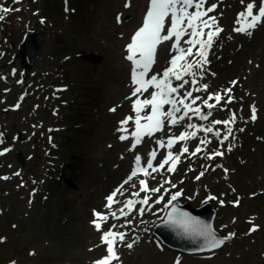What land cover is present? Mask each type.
I'll list each match as a JSON object with an SVG mask.
<instances>
[{
    "label": "rangeland",
    "instance_id": "1",
    "mask_svg": "<svg viewBox=\"0 0 264 264\" xmlns=\"http://www.w3.org/2000/svg\"><path fill=\"white\" fill-rule=\"evenodd\" d=\"M21 3L27 4L24 12L13 10L7 14L0 13L5 17L0 20V139L3 141L0 143V152L9 149L0 155V264H94L103 255H95L88 244L87 248H84L85 251H82L83 244L75 245V234L72 232L75 229L71 228V225L76 222L75 210L78 209L75 207L76 200L68 196V193L75 188L72 184V173L82 164L76 157V151L84 152L87 136L91 133L86 130V122L84 127L80 126L84 120L81 118L84 114L82 110L88 107V102L83 97L84 91L82 90L83 95L79 98L74 97L81 92L78 85L98 67L103 57L87 44L88 35L84 34L80 27H73L63 33L68 37H64L63 42L69 50L64 56L71 58L67 68H72L75 76L70 75L69 82L56 81L51 74L52 70L41 68L37 65L38 60L27 72V77H24L18 56L23 40L27 35L36 33L39 57L45 55L48 35L52 30L51 24L46 23V20L59 23L60 20L55 16L60 11L58 6L65 11L68 0H19L18 3L16 0H5L1 5L20 9ZM81 3L93 5L91 0H82L78 4L82 7ZM211 3L213 2H209L206 7ZM143 5L138 24L145 8V4ZM70 8L78 14V9L72 3ZM216 13L211 16H216ZM20 19L25 20L24 24L18 23ZM39 19L46 24L36 28L32 23ZM52 84L63 89L62 95L65 99H74V103L69 104L66 111L76 117L72 129H68L64 134L63 142H57L55 147L50 146L48 142L52 141V138H48V122L52 121L57 106V98L54 96L57 91L51 89ZM224 89L227 88L220 89V92ZM217 91V88L208 86L205 97L208 92ZM195 96L200 95L194 93L193 97ZM96 97L95 95L93 98ZM92 103V108L97 109L95 102ZM16 104L20 105L19 108L15 107ZM229 116H226V119ZM93 119L97 121L96 117ZM225 135L227 129L222 131L219 139L223 140ZM193 150L195 149L189 148L188 156ZM216 150L219 149L212 148L209 154ZM18 153L21 154L23 163ZM48 153L63 156L58 160H55V156L50 159L54 166L52 179L46 178L41 172L47 167L44 160ZM191 159L190 163L183 162L171 184H167L168 188H171L172 193L180 191L182 194L177 200L189 202L193 207H198L206 200L210 201L212 208L219 213L214 224L219 235H235L222 246L208 251L202 249L197 253H184L171 249L152 233L153 226L164 218L168 208L164 209L158 221H152L159 214L153 205L149 207L150 213L144 220L143 231L140 227L142 235L139 242L131 241L133 246L127 251L116 247L119 260H114L112 264H176L177 259L180 264H264V207L256 205L259 199L244 203L243 197L246 196L248 188H241L233 173L229 180L220 171L218 175H212L223 163L221 156L208 162L202 156ZM206 165L209 167L208 175L204 180L202 176L197 180L196 177L205 171ZM192 166L200 167L197 173H194V181L188 178V171ZM59 167H64L65 176L62 172L58 174ZM128 173L129 170L126 171V174ZM5 176L8 179H3ZM54 176L57 178L54 179ZM165 177L169 176L162 175V182ZM55 180L57 185L54 187ZM40 182L43 193L39 188ZM218 182L222 191L219 196H215L213 194L218 188ZM172 185L176 187L173 188ZM106 192L108 196L112 189ZM157 199L158 197L150 200L148 206L154 204ZM221 200L223 204L220 203ZM237 200L240 204L235 205L233 202ZM95 211L101 212L98 209ZM152 214L156 217L148 219ZM119 217H122L120 213ZM253 225L257 226L256 231H250ZM194 243L198 244V241Z\"/></svg>",
    "mask_w": 264,
    "mask_h": 264
},
{
    "label": "bare ground",
    "instance_id": "2",
    "mask_svg": "<svg viewBox=\"0 0 264 264\" xmlns=\"http://www.w3.org/2000/svg\"><path fill=\"white\" fill-rule=\"evenodd\" d=\"M4 1L0 0V5ZM81 1L68 0L65 11L64 9L62 10L61 6H58L60 11L55 16L61 23L56 24L53 20H46V23L51 24L52 30L48 35L49 42L46 53L39 58L37 65L49 71L52 70L51 74L55 77L56 81L62 83L69 82L70 75L75 76L72 68H67L70 65L71 58L64 56L69 53V50L63 42L64 37L68 38L63 33L66 29L69 30L73 27H80L83 33L88 35L87 44L93 50H97V54L103 57V61L100 62L98 67L94 71H91L90 75L84 78L82 83L78 85L81 88V92L74 97V99L79 98L83 95L82 90L84 91L83 97L88 102L86 105L88 107H85L87 108V112H85V108L82 110L84 114H82L81 118L84 120L81 121L80 126L84 127V123L86 122L88 126L86 130L91 131V133L87 136L88 141L84 147V152L76 151V157L82 164L72 173V184H74L75 188L71 189L72 191L68 193V196L70 195L76 200L77 205L75 207L78 209L75 210L76 222L71 225V228L75 229L72 231L75 234V245L81 246L83 244L82 251H85L84 248H87L88 244L95 255L104 256L107 254V247L101 242L102 232L97 231L92 223L93 219H95L94 210L98 209L102 214L109 216L107 222L101 221L102 230H108L111 225H116L115 231L126 234L123 242H116V247L127 251L128 243L131 241L134 243L139 242V238L142 235L140 227H142L143 231L144 220L150 213V210L139 204L138 208L133 209L128 216L119 217V209L124 207L123 202L129 198L133 200L138 198L133 195L140 189L137 179H146L150 189L163 184L161 193L154 194L150 191L147 194L140 192L142 198L145 195L151 197V199L160 195L164 196L163 201L159 204H154V209L159 214L157 217L154 214L148 217L150 219L152 216H155L156 218L152 221H158L162 217L164 210L161 211V209H165V204H167L170 194H172L171 188H168L162 182L161 172L152 173V177H155L154 179L140 174L127 184H124L123 195L118 193L114 198L121 201V203H114L111 209L105 206L107 203L106 191L108 189H112L113 191L123 183L128 177L126 176V171L130 168H135L134 157L136 155H140L142 157V164L144 163L148 150L150 148L157 149V145L155 147L156 140L161 139L166 134L170 135L173 132L179 133L185 131L186 129L182 126L183 124L191 122L197 125H209L214 119L211 118L206 122L199 119L194 121L193 119L189 120L185 118L181 125L177 126H171L166 121L163 132L156 133L152 138L143 137L142 143L134 151L130 150L134 138L129 136V139L121 140L119 137L127 135V133L117 131V129L120 128L119 122L126 116H135L132 102L136 97H132L131 95L134 85L131 80V74H129L133 65L132 62L126 59L129 54L126 46L131 42L130 36L132 38L135 31L141 26L142 19L141 23L138 24V17L146 0H91L93 5L81 3L82 7L78 5ZM210 1L219 4V11L216 17L223 31L214 39V43L208 54L210 63L205 65L203 79L199 81V84L207 83L211 88L219 90L224 87L232 88L231 95L235 97V102L233 104H224L225 107L222 109L212 110V115L218 120H224L226 116L231 115L232 111H235L237 119L235 124L232 125V137L234 140L230 139L221 145L219 137L207 135L211 143L206 147L201 145V148L204 150L200 154L205 158L212 148L221 150L224 153L221 156L223 163L219 170L213 172L212 175H218L221 172L229 180L231 173H233L240 187L246 186L248 188L246 196L243 197V202H249L250 200L257 201L258 198L261 203L258 201L256 205L259 204L264 207V22H261L257 28L252 29L251 35L235 32L233 29L239 26L235 23L237 14L244 10V5L240 3V0H208V2ZM247 2L249 0H245V4ZM71 3L78 9V14H76V11L71 10ZM256 3L259 5L260 0H256ZM22 4L19 9L20 12H24V8L27 5ZM126 4H130V6L126 7ZM255 11L256 9H254ZM41 21L43 20L39 19L32 24L36 28L37 26L41 28L42 25L46 24L45 21ZM24 22V19L18 20V23L24 24ZM183 39H187V37ZM181 43L182 46H186L183 45V40ZM170 45L171 41L162 43L158 56L155 58L152 72L149 75L159 72L161 66L169 60ZM30 47L29 45L26 48L29 49ZM185 79H189L190 84L186 85L184 90H181V95H183L185 90H190L193 87L191 85V78L186 76ZM232 81H236L237 83L233 85ZM174 83L177 82L174 81ZM199 84L195 87H198ZM90 88L94 90L90 91ZM51 89H56L57 91V95L54 94L57 98L55 103L57 106L56 111L53 113V118H51L52 121L48 122V138H52V141L48 140V142L50 146L55 147L57 142H63L64 134L68 129H72L76 117L73 114L71 115V112L66 111L69 104L74 103V99H65L62 95L63 89L61 87L58 88L55 84L51 85ZM194 93L196 92L193 91ZM198 93L202 99H205L204 91ZM95 95L97 97L93 98ZM147 95L148 93H144L145 97ZM92 102H95L97 109L92 108ZM197 103H202V101H197ZM252 105H255L257 109V119L255 121L250 119V106ZM53 106L54 104L51 105V107ZM112 108H115L116 111H110ZM50 110L52 112V109ZM204 111L207 112L206 109ZM143 114L141 113V115ZM93 117H96V122ZM127 128L129 133L133 131L135 129L134 122L130 121ZM214 128L221 133L227 129V126L221 124L214 126ZM239 129H243V131ZM205 135L203 131L198 132L196 139H190L192 146L196 147L199 144V140L204 138ZM229 146L232 147L231 151H228ZM49 149L51 150L52 148L50 147ZM173 150L175 153L179 152V148L177 147H174ZM54 156L55 160L63 158V156L59 157L55 153H48L44 160L47 167L41 170L45 174L44 176L49 179L53 178L52 170L54 166H52L50 159H53ZM181 158H186V153ZM189 160L190 158H186V161ZM205 160L209 161L206 158ZM204 168L202 180L206 178L208 175L207 171L209 170L207 165ZM199 169L200 167H190L188 171L190 181H194V173H197ZM225 169H227V172H225ZM60 172L65 176L64 167L58 168L59 175L61 174ZM56 178L54 176V179ZM55 183L56 180L53 185L54 187L57 185ZM132 185H136V187L134 188ZM216 187L218 188L215 189L213 195L219 196L222 186L218 182ZM39 188L42 192L43 187L41 182ZM175 204L173 203V205ZM225 206L227 205L225 204ZM177 207L185 212L183 206ZM140 208L145 209L143 215H140L138 212ZM125 211H128V209L125 208ZM111 212H116L119 218L112 217ZM168 212L166 213L168 214ZM218 216L219 213L217 211L216 218ZM127 221H132V223H127ZM163 227L169 230L174 228L168 223ZM176 240L181 243L182 247L203 248L205 245L201 240L200 242L198 241V244H195L192 242L191 236L188 235L187 237L184 231L179 228L175 230L174 241Z\"/></svg>",
    "mask_w": 264,
    "mask_h": 264
},
{
    "label": "snow or ice",
    "instance_id": "3",
    "mask_svg": "<svg viewBox=\"0 0 264 264\" xmlns=\"http://www.w3.org/2000/svg\"><path fill=\"white\" fill-rule=\"evenodd\" d=\"M16 2L18 3L19 0H16ZM240 3L244 5V10L237 14L235 23L239 26L235 27L233 30L238 33L243 32L251 35V30L255 29L261 22H264V0H260L259 5H257L256 0H249L246 4L245 0H240ZM207 4L208 0H149L143 23L135 31L131 38V42L126 46L129 53L126 59L132 62L133 65L131 69V80L134 88L131 95L132 97H136L132 102L135 116L128 115L121 120L119 122L120 128H118L117 131L127 133V135H121L119 137L121 140L129 139V136L134 138L130 150L134 151L137 146L142 143L143 137L147 136L152 138L156 133L163 132L166 121L171 126L181 125L185 118L191 120L190 113L193 116H198L202 121L208 120L212 112L208 111L204 113L200 106L193 107V105H196L197 101H202V105L206 106L209 110L219 105L220 102L225 99V96H227L225 103H232L234 99L231 96L232 88L224 89L223 95L220 92L211 93L208 95L207 99H202L200 96L193 97V91L207 92L208 90V85L199 84V81L203 79L205 65L210 63L208 54L214 43V39L223 31V28L219 26L218 18L216 16H209V13L214 12L218 5L216 3H211L209 6L205 7ZM125 6L128 7L130 4H126ZM254 9H256L255 12ZM13 10L19 11V9H11L0 5V13L7 14ZM4 18V15H0V20ZM205 29L208 31L206 32ZM184 37L188 38L183 39ZM182 40L183 45L186 46H182ZM169 41H171V45L169 48L170 57L167 66L160 72L149 75L155 64V55L158 46ZM194 48H196L195 52L193 51ZM13 74H15V72H13ZM186 76L191 78V85L193 87L190 90H185L183 95H181V90H184L185 86L190 84V80L185 79ZM4 79H6V77H4ZM174 81L177 83L174 84ZM231 83L235 85L237 82L232 81ZM197 84H199V86L195 87ZM150 89L152 90L149 91ZM144 93H148V95L145 97ZM129 99H131V97H129ZM210 100H215L216 104L209 103ZM166 105L169 106L167 111H165ZM19 106V104L15 105L16 108H19ZM250 107V119L255 121L257 119V109L255 105ZM110 111L114 112L116 109L112 108ZM141 113L144 114L141 115ZM236 119V112L232 111L228 119L211 121L206 127L189 122L182 125L186 130L182 131L179 135H168L167 140L163 138L156 140V144L159 148L167 149L166 155L162 156L160 162L156 165H154V161H156L158 156L156 148H150L147 153L148 158L143 164L142 157L136 155L134 157L135 168L131 170L130 175H128L123 183L106 197L107 203L105 206L111 209L114 203H121V201L115 200L114 198L118 193L123 195L124 184H127L133 177H137L140 173L145 177H152V173H159L165 170V166H167L166 170L168 172H174L181 160V156L185 153H189L186 142L190 139H196L198 132L203 131L205 134L213 133L215 125L223 124L227 126V135L220 141V144L223 145V141L228 140L229 136L232 135V125L235 124ZM130 121L134 122L135 129L129 133L127 125ZM239 130L243 131V129ZM215 135L219 137L220 132L216 131ZM0 136H2V134H0ZM2 142V139H0V143ZM179 142L185 143H183L179 152L174 153L172 149L174 145ZM210 143L211 140L205 135L204 138L199 140V144L190 155L195 156L197 153L204 150L201 148V145L206 147ZM231 150V146H229L228 151ZM7 151H9V149H4L3 152H0V155H3L4 152ZM223 155L224 153L222 151L216 150L205 158L213 159L216 156ZM225 172H227V169H225ZM16 175H19V173H16ZM203 175L204 172H201L196 179L199 180ZM152 178L154 179L155 177ZM3 179H8V177L5 176ZM164 183H171V181L165 180ZM139 185V191L133 194L136 197L140 196V192L151 191L154 194L161 193V189L163 188V184H161L159 187L149 189L146 179H139ZM132 187L135 188L136 185H132ZM172 187L174 188L176 186L172 185ZM181 194L180 191L170 194V199L167 201V204H165V209L168 208L169 205H172L171 211L168 212L167 221L171 226L182 229L184 233L190 236L202 238L205 246L210 249L220 247L224 244L225 240L235 235V233H230L227 237H219L211 224L193 217L189 213L183 212L177 206L173 205V202L176 201ZM215 198L216 197H209V199ZM150 199L151 197L147 195L142 199H127L123 202L124 207L119 209L120 215L125 217L128 216L135 208V205H147ZM163 199L164 196L160 195L155 203H160ZM220 203L223 204L224 202L221 200ZM233 203L238 205L239 201L237 200ZM125 208L128 209V211H125ZM163 210L164 209H161V211ZM144 211V208L138 209L140 215H143ZM110 214L112 217L119 218L116 212H111ZM94 217L95 219H93L92 223L97 231L102 232L101 242L107 247V254L97 259L94 264H112L114 260H119L114 245L117 241L123 242L126 234L124 232L115 231L116 225H111L108 230H102L101 221L107 222L109 219L108 215L94 210ZM127 223H132V221H127ZM121 227H123V225H121ZM256 230L257 226L255 225L250 229V231ZM132 246V243L127 244L128 248ZM12 264H15V262H12ZM176 264H180L179 259H177Z\"/></svg>",
    "mask_w": 264,
    "mask_h": 264
},
{
    "label": "water",
    "instance_id": "4",
    "mask_svg": "<svg viewBox=\"0 0 264 264\" xmlns=\"http://www.w3.org/2000/svg\"><path fill=\"white\" fill-rule=\"evenodd\" d=\"M31 46L29 49H27L26 47ZM21 56L23 59V67H24V76H27V72L29 70H31V68L34 66V64L36 63V61L39 58V44H38V40H37V36L35 34L28 36L27 39L25 40V42L22 44V50H21ZM19 159L21 160V162L23 163V158L21 156L20 153H18ZM209 204L207 203L206 205H202L201 207L197 208V209H193L191 208L188 204H186L184 206L185 208V212L189 213L191 216L196 217L200 220H203L204 222L211 224L213 227V221H214V217H215V211L213 210H207L209 209ZM161 225L162 224H158L156 229L154 230L155 234L162 240V242L170 247L173 248H180L182 250H188V251H198V250H211L208 247H203V248H189L187 246L182 247L181 244H179V242L176 243V241L173 240V238L171 237V235H169L166 232L161 231ZM185 235L188 237V234L185 233ZM192 238V242H196V241H200L203 240L202 238H197V237H193ZM200 239V240H199ZM230 239L225 240L228 241ZM183 241V240H182ZM224 242V243H225ZM204 244V242H203ZM222 246V245H221ZM187 247V248H186Z\"/></svg>",
    "mask_w": 264,
    "mask_h": 264
}]
</instances>
